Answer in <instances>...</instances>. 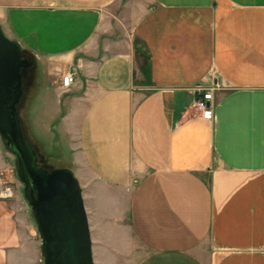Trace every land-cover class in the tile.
<instances>
[{
    "label": "crops",
    "instance_id": "1",
    "mask_svg": "<svg viewBox=\"0 0 264 264\" xmlns=\"http://www.w3.org/2000/svg\"><path fill=\"white\" fill-rule=\"evenodd\" d=\"M0 23L57 100L95 264H264V0H0ZM36 232L0 199V264H37Z\"/></svg>",
    "mask_w": 264,
    "mask_h": 264
},
{
    "label": "water",
    "instance_id": "2",
    "mask_svg": "<svg viewBox=\"0 0 264 264\" xmlns=\"http://www.w3.org/2000/svg\"><path fill=\"white\" fill-rule=\"evenodd\" d=\"M34 61L22 44L7 36L0 23V135L17 158L24 196L42 240L44 264H95L82 188L68 167L48 171L26 139L19 117L24 71Z\"/></svg>",
    "mask_w": 264,
    "mask_h": 264
},
{
    "label": "rangeland",
    "instance_id": "3",
    "mask_svg": "<svg viewBox=\"0 0 264 264\" xmlns=\"http://www.w3.org/2000/svg\"><path fill=\"white\" fill-rule=\"evenodd\" d=\"M26 85L25 93L19 103V112L21 114L24 135L31 144L32 142L35 143L34 141L42 144L43 150L47 153V155L43 154V150L39 146L35 147V150L41 160L46 162V166L48 168H53L54 166L60 167L62 161L56 156L60 146L57 142V138L54 136L55 129L53 128L52 131L49 129L52 125V117L56 112L57 100L53 95H49L46 100L47 102L44 105L37 93L32 95V82L28 81ZM0 160L3 163V166L0 168V176L13 183L15 187V195L13 198L17 197L27 209L31 224L37 231L35 236L41 240L37 230V225L32 215V209L28 200L24 196L23 184L18 177L17 158L14 153L8 149L5 140L1 135ZM40 251V260L37 264H44L42 240ZM134 260L135 257L128 254L127 259L122 260L121 263L134 264Z\"/></svg>",
    "mask_w": 264,
    "mask_h": 264
},
{
    "label": "built area",
    "instance_id": "4",
    "mask_svg": "<svg viewBox=\"0 0 264 264\" xmlns=\"http://www.w3.org/2000/svg\"><path fill=\"white\" fill-rule=\"evenodd\" d=\"M77 74L75 71H68L62 76L61 86L63 88H69L75 82ZM198 95L196 97L194 107L199 113L206 118H213L214 107L213 101V88L212 87H198ZM15 195V187L12 182L3 179L0 176V199H10Z\"/></svg>",
    "mask_w": 264,
    "mask_h": 264
},
{
    "label": "flooded vegetation",
    "instance_id": "5",
    "mask_svg": "<svg viewBox=\"0 0 264 264\" xmlns=\"http://www.w3.org/2000/svg\"><path fill=\"white\" fill-rule=\"evenodd\" d=\"M24 55L32 60L31 55H29L28 53L24 52ZM31 76H32V75H31V68H29V69H27V70L24 71V75H23V80H24V84H23V87H24V93H25V90H26L25 88H26V86H27L26 84L28 83V81H31V78H32ZM38 157H39V156H38ZM39 162L42 163V164H43V167H44L45 169H47L48 171H51L52 169L56 168L55 166H54L53 168H48V167L46 166V162L43 161V160H41L40 157H39ZM22 184H23V189H24V188H25V185H24V183H22Z\"/></svg>",
    "mask_w": 264,
    "mask_h": 264
}]
</instances>
